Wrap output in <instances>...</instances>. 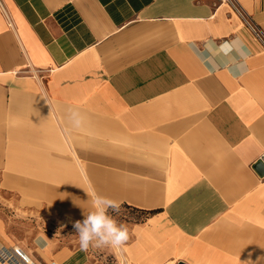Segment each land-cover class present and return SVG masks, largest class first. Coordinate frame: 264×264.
I'll list each match as a JSON object with an SVG mask.
<instances>
[{"label": "crops", "instance_id": "obj_1", "mask_svg": "<svg viewBox=\"0 0 264 264\" xmlns=\"http://www.w3.org/2000/svg\"><path fill=\"white\" fill-rule=\"evenodd\" d=\"M238 1L264 31V0ZM66 149L149 213L143 264H264V47L221 0H0V187H44L16 173ZM48 238L22 248L89 264Z\"/></svg>", "mask_w": 264, "mask_h": 264}, {"label": "rangeland", "instance_id": "obj_2", "mask_svg": "<svg viewBox=\"0 0 264 264\" xmlns=\"http://www.w3.org/2000/svg\"><path fill=\"white\" fill-rule=\"evenodd\" d=\"M52 123L59 127L55 119ZM63 153L64 157L60 158L48 156L45 168L47 172L16 173L22 185L27 178L35 182L26 184L44 185V187H0V223L2 224L0 229L11 245L21 246L31 252L37 236L43 234L48 235L49 241L56 247L65 246L70 250H81L74 223L78 220L82 221L84 216L92 210L93 192L107 196V164L96 162L94 167L83 162L82 159L77 160L71 155L70 149H66ZM56 171L59 172L57 175ZM47 184L58 187H45ZM109 214L129 229L130 238L120 250L110 247H90L84 251L87 254L88 263L143 264L127 250L129 248L127 245L134 243L138 228L147 227L153 223L148 219L149 213L136 206L121 204L118 213L110 209ZM226 231H229L228 228ZM166 239H171L174 243H179L178 240H180L174 232H170ZM216 239L209 238L206 242L214 246L213 241ZM220 239L229 238L220 237ZM237 244L232 241L225 242L223 250L233 255L232 249ZM181 253L179 254L183 256L184 251ZM179 254L174 255L179 256ZM154 264H169V261L154 262Z\"/></svg>", "mask_w": 264, "mask_h": 264}, {"label": "clouds", "instance_id": "obj_3", "mask_svg": "<svg viewBox=\"0 0 264 264\" xmlns=\"http://www.w3.org/2000/svg\"><path fill=\"white\" fill-rule=\"evenodd\" d=\"M78 117L77 112H73L70 117L77 126L81 123ZM91 205L92 210L84 216V219L74 223L81 251H87L90 247L122 249L130 238L129 229L109 214L110 209L112 212H119V203L93 192Z\"/></svg>", "mask_w": 264, "mask_h": 264}, {"label": "built area", "instance_id": "obj_4", "mask_svg": "<svg viewBox=\"0 0 264 264\" xmlns=\"http://www.w3.org/2000/svg\"><path fill=\"white\" fill-rule=\"evenodd\" d=\"M222 3L229 5L232 10L243 20L244 24L251 30L254 36L264 47V31L252 19L250 14L244 9L238 0H221ZM0 261L4 264H39L33 257L22 247L12 246L0 249ZM52 264H58L52 262Z\"/></svg>", "mask_w": 264, "mask_h": 264}, {"label": "water", "instance_id": "obj_5", "mask_svg": "<svg viewBox=\"0 0 264 264\" xmlns=\"http://www.w3.org/2000/svg\"><path fill=\"white\" fill-rule=\"evenodd\" d=\"M255 168L256 170L261 174V175H264V162L261 160V161H258L256 164H255ZM179 264H185L183 262H180Z\"/></svg>", "mask_w": 264, "mask_h": 264}, {"label": "bare ground", "instance_id": "obj_6", "mask_svg": "<svg viewBox=\"0 0 264 264\" xmlns=\"http://www.w3.org/2000/svg\"><path fill=\"white\" fill-rule=\"evenodd\" d=\"M17 247H19V246H17ZM0 263L4 264V263H3V262H1V261H0ZM171 264H173V263H171Z\"/></svg>", "mask_w": 264, "mask_h": 264}]
</instances>
